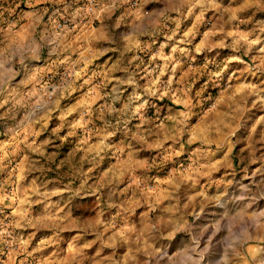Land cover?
Instances as JSON below:
<instances>
[{"label":"rangeland","instance_id":"374dc122","mask_svg":"<svg viewBox=\"0 0 264 264\" xmlns=\"http://www.w3.org/2000/svg\"><path fill=\"white\" fill-rule=\"evenodd\" d=\"M0 264H264V0H0Z\"/></svg>","mask_w":264,"mask_h":264},{"label":"built area","instance_id":"2783aa9c","mask_svg":"<svg viewBox=\"0 0 264 264\" xmlns=\"http://www.w3.org/2000/svg\"><path fill=\"white\" fill-rule=\"evenodd\" d=\"M3 252L5 253V248L3 249Z\"/></svg>","mask_w":264,"mask_h":264}]
</instances>
